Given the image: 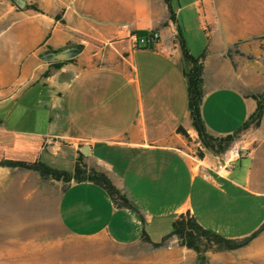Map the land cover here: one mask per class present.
<instances>
[{
    "label": "crops",
    "instance_id": "crops-1",
    "mask_svg": "<svg viewBox=\"0 0 264 264\" xmlns=\"http://www.w3.org/2000/svg\"><path fill=\"white\" fill-rule=\"evenodd\" d=\"M174 1V21L165 0H155L141 9L151 22L141 24L135 0H114L108 21L101 10L90 19L82 8L69 7L57 18L56 12L0 0V162L41 161L72 172L82 154L131 204L116 206L92 182L50 181L58 217L72 235L105 236L129 246L145 242L147 234L150 244H163L182 214L191 212L204 226L206 216L230 220L232 195L242 191L264 199V115L259 127L241 132L224 153L202 146L179 41L182 32L203 66L207 132L232 135L256 111L252 95L264 93V11L249 41L248 14L233 0H192L178 7ZM122 24L130 31L121 30ZM153 28L160 42L138 47L131 32ZM115 38L124 40L111 42ZM108 44L122 57L120 64L76 71L73 62L44 59L77 47L80 60H92ZM233 147L243 149L242 158L228 176L218 175L215 166ZM10 171L0 166L2 174Z\"/></svg>",
    "mask_w": 264,
    "mask_h": 264
},
{
    "label": "rangeland",
    "instance_id": "rangeland-1",
    "mask_svg": "<svg viewBox=\"0 0 264 264\" xmlns=\"http://www.w3.org/2000/svg\"><path fill=\"white\" fill-rule=\"evenodd\" d=\"M119 1V4H122L123 0ZM191 1L175 0L174 4L175 7L184 6ZM27 2L30 3L29 6L38 9V12H56L57 18H61L69 7L82 8L90 19L96 15V10H101L104 13L102 19L105 21L111 18L114 5V0ZM153 2L155 0H135V5L141 11ZM233 2L242 5L243 12L248 14L249 27L252 29L249 41H253L252 37L255 39L256 35L257 14L262 9L264 11V0ZM136 18L141 24L151 22L143 10ZM152 30L158 31L154 28ZM136 32L132 31L131 34ZM190 39H195V33H190ZM123 40L115 38L111 42ZM113 51L108 44L92 60H80L77 55L64 61L73 62L77 67L76 71L91 66L120 64L122 57ZM73 166L70 167L72 170ZM93 169L105 173L100 169ZM50 181L52 180L39 179L24 170L12 169L4 174L0 172V264H264V229L243 248L208 253L203 257L181 246L175 237L169 238L160 246L147 242L125 246L114 243L105 236L85 238L72 235L58 217L57 196L54 194V184ZM18 189L21 190L16 202L19 209H14L11 206V196ZM231 200L230 220L210 219L206 216L202 220L206 224L204 226L229 237H242L256 231L264 220V199L241 191L240 195H232Z\"/></svg>",
    "mask_w": 264,
    "mask_h": 264
},
{
    "label": "trees",
    "instance_id": "trees-1",
    "mask_svg": "<svg viewBox=\"0 0 264 264\" xmlns=\"http://www.w3.org/2000/svg\"><path fill=\"white\" fill-rule=\"evenodd\" d=\"M13 1V0H12ZM171 0H165L170 8V19L174 21L175 17L171 11ZM14 2V1H13ZM28 9L36 8L27 5ZM148 31H137V37L146 35ZM180 45L185 59V73L188 79L189 89V107L194 128L198 132L199 139L202 145L215 154L224 153L227 151L234 142L235 138L243 131L249 128L259 127L264 115V93L254 94L252 97L256 99L258 106L256 111L250 118L232 135L226 137H214L207 132L206 124L202 115V102L204 98V79H203V66L199 59H196L189 51L185 37L180 32L179 35ZM181 133L188 136L187 132L179 129ZM0 166L10 169L32 171L39 174L44 180L63 181L66 184L92 182L103 187L112 198L114 204L120 208L130 207L131 204L126 197L118 190L112 181L105 173H100L93 168H89L83 161V155L77 159L74 171H62L52 168L41 161L24 162L16 160H3ZM264 229V223L253 234L243 238L227 237L216 230L203 226L195 215L191 212L180 215L173 223L172 232L164 238V241L171 237H175L179 244L190 250L195 251L199 256H205L208 253H218L226 251H235L247 246L257 234ZM145 242L150 243L151 240L147 234L143 236ZM161 244H154L160 246Z\"/></svg>",
    "mask_w": 264,
    "mask_h": 264
},
{
    "label": "built area",
    "instance_id": "built-area-1",
    "mask_svg": "<svg viewBox=\"0 0 264 264\" xmlns=\"http://www.w3.org/2000/svg\"><path fill=\"white\" fill-rule=\"evenodd\" d=\"M121 30L125 32H129L130 28L128 25H122ZM161 40V35L158 31L155 30H149L148 33L142 37L136 38V44L138 47H153L156 46ZM203 146V145H202ZM201 153V150L197 152V156ZM244 154L243 149L233 147L229 154L225 156L222 162H219L215 168L214 171L218 175L228 176L232 170L234 169L235 163L242 158ZM197 161H200L197 159Z\"/></svg>",
    "mask_w": 264,
    "mask_h": 264
},
{
    "label": "water",
    "instance_id": "water-1",
    "mask_svg": "<svg viewBox=\"0 0 264 264\" xmlns=\"http://www.w3.org/2000/svg\"><path fill=\"white\" fill-rule=\"evenodd\" d=\"M14 3L19 7L24 9L27 6V0H13ZM80 53V49L77 47H72L65 49L63 51L54 52L46 55L44 59L46 61H64L76 57ZM82 153L88 155V148L85 146L82 148Z\"/></svg>",
    "mask_w": 264,
    "mask_h": 264
},
{
    "label": "bare ground",
    "instance_id": "bare-ground-1",
    "mask_svg": "<svg viewBox=\"0 0 264 264\" xmlns=\"http://www.w3.org/2000/svg\"><path fill=\"white\" fill-rule=\"evenodd\" d=\"M19 192H21V190H15L14 191V195L13 196H11V202H12V204H11V206H12V208H14V209H19V206L17 205V201H18V197H19ZM10 195H8V197H9ZM13 203H14V205H13Z\"/></svg>",
    "mask_w": 264,
    "mask_h": 264
}]
</instances>
